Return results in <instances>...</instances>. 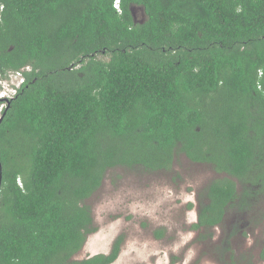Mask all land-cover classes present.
I'll return each instance as SVG.
<instances>
[{"label":"trees","instance_id":"1","mask_svg":"<svg viewBox=\"0 0 264 264\" xmlns=\"http://www.w3.org/2000/svg\"><path fill=\"white\" fill-rule=\"evenodd\" d=\"M114 1L0 0V72L32 67L1 112L0 264H111L123 235L74 258L85 201L181 154L219 175L193 227L229 225L220 260L247 264L230 237L264 218V0Z\"/></svg>","mask_w":264,"mask_h":264},{"label":"rangeland","instance_id":"2","mask_svg":"<svg viewBox=\"0 0 264 264\" xmlns=\"http://www.w3.org/2000/svg\"><path fill=\"white\" fill-rule=\"evenodd\" d=\"M135 10L138 19L143 17L141 8ZM218 176L209 165L192 162L184 154L168 170L108 171L99 190L85 201L97 230L89 234L74 258L109 253L114 240L123 235L120 254L111 264H223L217 243L227 238L229 225L212 228L214 235L206 237H201L205 231L193 227L198 220L199 194ZM243 223L230 237L234 256L247 264H264L260 259L264 218ZM158 230L164 235L158 237Z\"/></svg>","mask_w":264,"mask_h":264},{"label":"built area","instance_id":"3","mask_svg":"<svg viewBox=\"0 0 264 264\" xmlns=\"http://www.w3.org/2000/svg\"><path fill=\"white\" fill-rule=\"evenodd\" d=\"M114 6L120 10V0H115ZM31 70V66H24L18 70L11 71L7 77L0 72V99L3 101L0 105V119L2 117V109L7 105L10 99L17 95L19 88L25 83V72Z\"/></svg>","mask_w":264,"mask_h":264},{"label":"flooded vegetation","instance_id":"4","mask_svg":"<svg viewBox=\"0 0 264 264\" xmlns=\"http://www.w3.org/2000/svg\"><path fill=\"white\" fill-rule=\"evenodd\" d=\"M133 12H134L135 19H137V17H136V10H134Z\"/></svg>","mask_w":264,"mask_h":264},{"label":"water","instance_id":"5","mask_svg":"<svg viewBox=\"0 0 264 264\" xmlns=\"http://www.w3.org/2000/svg\"><path fill=\"white\" fill-rule=\"evenodd\" d=\"M3 118V116L1 117V119ZM1 119H0V121H1ZM0 183H1V176H0Z\"/></svg>","mask_w":264,"mask_h":264}]
</instances>
